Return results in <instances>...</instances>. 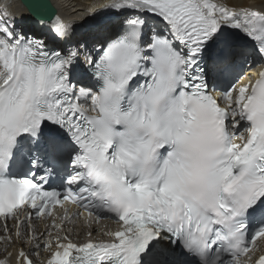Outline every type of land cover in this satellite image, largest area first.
I'll use <instances>...</instances> for the list:
<instances>
[{"label": "snow or ice", "instance_id": "1", "mask_svg": "<svg viewBox=\"0 0 264 264\" xmlns=\"http://www.w3.org/2000/svg\"><path fill=\"white\" fill-rule=\"evenodd\" d=\"M31 7L0 10V264H264V7Z\"/></svg>", "mask_w": 264, "mask_h": 264}, {"label": "bare ground", "instance_id": "2", "mask_svg": "<svg viewBox=\"0 0 264 264\" xmlns=\"http://www.w3.org/2000/svg\"><path fill=\"white\" fill-rule=\"evenodd\" d=\"M58 7V13L66 21H71L74 24L83 23L90 15V6L98 0H52ZM220 2L228 3L229 7L247 6L252 8L264 7V0H220ZM0 10L9 12L16 20H23L25 26L33 28L36 32L44 31L42 25L35 23L36 18L28 13V9L22 4L21 0H0ZM28 11V12H27ZM253 68L248 69L246 74L251 75ZM93 225L103 229L104 224ZM42 259H47V254H42Z\"/></svg>", "mask_w": 264, "mask_h": 264}, {"label": "water", "instance_id": "3", "mask_svg": "<svg viewBox=\"0 0 264 264\" xmlns=\"http://www.w3.org/2000/svg\"><path fill=\"white\" fill-rule=\"evenodd\" d=\"M22 4L28 9L29 13L32 14L34 17V13L32 11V5L42 2V0H21ZM43 2H46L52 6V8L55 10L56 13H58V7L54 4L52 0H43Z\"/></svg>", "mask_w": 264, "mask_h": 264}, {"label": "rangeland", "instance_id": "4", "mask_svg": "<svg viewBox=\"0 0 264 264\" xmlns=\"http://www.w3.org/2000/svg\"><path fill=\"white\" fill-rule=\"evenodd\" d=\"M28 12V11H27ZM29 13V12H28Z\"/></svg>", "mask_w": 264, "mask_h": 264}]
</instances>
